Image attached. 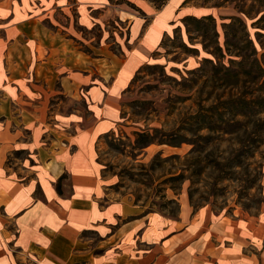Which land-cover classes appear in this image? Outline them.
<instances>
[{"label":"crops","instance_id":"crops-1","mask_svg":"<svg viewBox=\"0 0 264 264\" xmlns=\"http://www.w3.org/2000/svg\"><path fill=\"white\" fill-rule=\"evenodd\" d=\"M122 1L0 0V264H255L230 223L112 198L97 146L126 92L186 19L218 14Z\"/></svg>","mask_w":264,"mask_h":264},{"label":"rangeland","instance_id":"rangeland-1","mask_svg":"<svg viewBox=\"0 0 264 264\" xmlns=\"http://www.w3.org/2000/svg\"><path fill=\"white\" fill-rule=\"evenodd\" d=\"M193 5L218 14L186 21L166 38L159 62L144 67L126 92L120 127L98 143V162L112 198L187 224L221 219L238 229L242 257L264 264V114L230 113L232 101L264 98V0ZM209 111L219 132L195 120L208 121ZM238 126L243 130L232 134ZM144 133L156 141L145 144Z\"/></svg>","mask_w":264,"mask_h":264},{"label":"trees","instance_id":"trees-1","mask_svg":"<svg viewBox=\"0 0 264 264\" xmlns=\"http://www.w3.org/2000/svg\"><path fill=\"white\" fill-rule=\"evenodd\" d=\"M167 0H163V2L160 4V5H157L156 4V1L155 0H152V2L155 3V5L157 6V8H160L162 7L165 2ZM192 1H197V0H187L186 2H192ZM189 20H198V19H194V18H188L186 19V21H189ZM205 20H212L214 21V19L209 16V17H205ZM229 75L232 77V78H235L236 80H238L240 78V76L242 75L241 72H237V73H230L229 72ZM224 86V85H223ZM232 103L234 105H236V108L234 109H230L232 111H230L231 114H233L235 117H243L245 119H249L251 116H260L262 114H264V98L262 99H259V100H254V101H247L246 99H241L240 101L239 100H236V101H232ZM258 107L259 108V111L255 112L254 113V108ZM210 113V118L208 119V121L206 119H202L199 115L195 118L196 122L198 124H200L201 126V129H208L209 131L211 132H219V127L217 128L214 124H217L216 123V115L214 112L212 111H209ZM264 122V121H263ZM241 129L240 126H238L233 132L232 134H238L239 132H241ZM145 139V144L147 145H150L152 143H154V141H156L155 139H153L150 135H146L145 133L144 134H141ZM254 142H256V139H253ZM166 142L162 141L161 144H165Z\"/></svg>","mask_w":264,"mask_h":264}]
</instances>
